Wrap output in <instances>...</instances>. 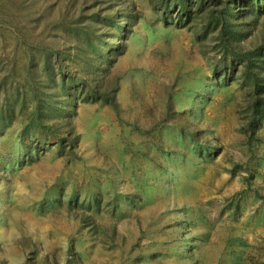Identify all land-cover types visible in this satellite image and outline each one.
<instances>
[{"label":"rangeland","instance_id":"obj_1","mask_svg":"<svg viewBox=\"0 0 264 264\" xmlns=\"http://www.w3.org/2000/svg\"><path fill=\"white\" fill-rule=\"evenodd\" d=\"M117 1L0 0V104L15 108L0 130V264H264V120L246 129L241 74L216 77L208 5L185 21L164 19L163 0ZM130 5V32H100L101 49L122 47L104 58L82 28ZM243 21L246 44L264 41V15ZM84 48L107 73H88ZM106 79L113 103L83 96ZM36 86L54 94V129L23 135Z\"/></svg>","mask_w":264,"mask_h":264},{"label":"trees","instance_id":"obj_2","mask_svg":"<svg viewBox=\"0 0 264 264\" xmlns=\"http://www.w3.org/2000/svg\"><path fill=\"white\" fill-rule=\"evenodd\" d=\"M111 1L109 0V2ZM114 1H116V4H119L117 0ZM205 3L209 7L207 11L209 22L207 25H213V30H218V46L220 47L221 58L218 62L220 65H216V77L221 80L223 77L229 79L232 74H241L251 97L246 110V118L248 121L246 129L256 134V132L261 130V124L264 120V41L246 44L249 31L243 20L249 18L251 21L256 22L258 17L264 15V0H163L159 6L166 10L163 11L164 19H169L168 14L172 10H178L181 14H184L185 21H189L194 16V11L192 10L195 8L194 5L197 6L198 10ZM110 5L114 8L113 3H110ZM107 9L109 12H105L104 15L99 12L95 13L93 15L94 22L86 23L82 31L86 34L87 41L93 50L104 54V58L107 56L108 58H112L122 51V47L119 46L115 51L111 49L104 51L101 49L99 47L100 32L108 33L115 40H118V35L130 32L136 17L131 5L129 8L121 9L119 15L111 11L110 7ZM91 35L96 37L95 41H92ZM104 47L109 48L108 45ZM104 47L102 46V48ZM52 52L53 55L57 53L54 50ZM81 53L88 59V49L84 48L81 50ZM56 58L54 59L56 60ZM100 60V56L97 57L95 55L89 57L88 61H86L88 63L87 71L92 77L96 75V72L92 68H97L102 72H108L107 67ZM57 71H50V76L54 83L57 82ZM221 73H224V76ZM68 74L63 71L60 65V88L63 89L64 93H67L68 98H73L79 94V89H75L72 92L68 91L69 89L66 85L72 82V77ZM87 85V90L83 91V96H86V98L95 99L100 97L107 103H113L115 101V90L117 87L109 86L111 83L107 79L106 81H99L98 84L91 83ZM32 89L34 88L32 87ZM48 94L50 93L40 90L38 86H36L35 91L33 90L35 106L28 117L30 126L23 129V135L28 133V128L30 130H36L40 126L48 130L52 127L50 122H52L51 106L53 103L47 98H52L54 94ZM45 99L47 100L45 101ZM14 114L15 108H13L7 99L0 104V130H3L9 124ZM87 222L88 224L89 222L91 223L89 220Z\"/></svg>","mask_w":264,"mask_h":264}]
</instances>
